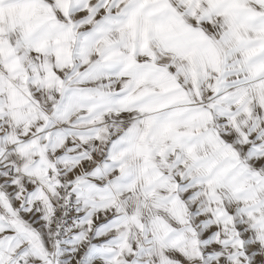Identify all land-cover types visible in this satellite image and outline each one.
I'll return each mask as SVG.
<instances>
[{
	"label": "snow or ice",
	"instance_id": "6c2138e0",
	"mask_svg": "<svg viewBox=\"0 0 264 264\" xmlns=\"http://www.w3.org/2000/svg\"><path fill=\"white\" fill-rule=\"evenodd\" d=\"M0 264H264V0H0Z\"/></svg>",
	"mask_w": 264,
	"mask_h": 264
}]
</instances>
